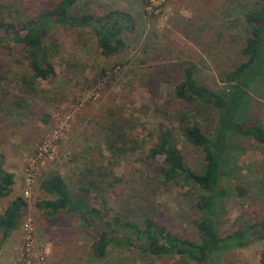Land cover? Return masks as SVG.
I'll return each mask as SVG.
<instances>
[{"label": "rangeland", "instance_id": "rangeland-1", "mask_svg": "<svg viewBox=\"0 0 264 264\" xmlns=\"http://www.w3.org/2000/svg\"><path fill=\"white\" fill-rule=\"evenodd\" d=\"M81 0L74 14L101 17L110 10L128 14L120 26L122 48L103 56L90 26H50L43 37L55 75L32 80L22 45L0 41V166L13 174L11 191L0 198V213L15 196L25 200L16 230L8 238L21 241V222L28 219L42 261L35 264H192L178 257H153L134 248L109 247L102 259L91 256L92 230L68 212L47 216L35 202L51 197L39 181L59 173L73 199L103 214L152 203L155 214L178 236L197 240L191 205L195 189L181 180L161 182V157L147 158L156 128L166 125L190 170L200 169V149L177 130L178 114L211 130L215 112L200 114L173 95L183 67L190 66L197 83L223 89L222 74L244 57L242 12L253 0ZM57 0H0V18L15 29ZM22 78L30 80L23 85ZM247 116L264 127V86L249 93ZM193 116V117H192ZM123 126L138 149L116 160L104 148V127ZM236 137V136H234ZM241 153L235 170L224 176L229 188L240 186L242 197L225 199L218 222L224 236L264 219V149L250 138H235ZM7 241V240H6ZM13 262V261H12ZM220 264H264V238L254 236L220 256ZM12 264V263H11Z\"/></svg>", "mask_w": 264, "mask_h": 264}, {"label": "trees", "instance_id": "trees-1", "mask_svg": "<svg viewBox=\"0 0 264 264\" xmlns=\"http://www.w3.org/2000/svg\"><path fill=\"white\" fill-rule=\"evenodd\" d=\"M80 1L57 0L51 9L25 20L18 29L0 18V41L8 37L22 45L31 81L49 80L55 75L43 45V37L50 26H90L100 54L106 57L122 48L120 26L130 20L128 14L116 10H110L101 17L74 14L72 8ZM148 1L145 0L144 4ZM241 20L243 40L240 54L244 59L222 74L223 89L214 91L197 83L190 66L182 68L180 79L173 89L174 97L192 106L193 111L197 110L196 114H200L202 107L215 112L209 133L203 131L198 123L191 122L186 114H178L177 130L187 143L202 153L200 169L195 172L186 166L174 144V134L166 125H158L155 143L146 154L147 158L161 157L159 172L162 183L181 180L195 189L191 207L196 213L192 221L198 234L196 241L180 237L168 229L154 213L156 208L152 203L124 207L122 212H113L110 216L80 199H73L59 173L51 172L39 181V189L52 198L35 202V207L47 216L62 211L76 215L81 225L93 231L89 247L94 259L104 258L108 248L113 246L118 249L134 248L153 257H178L192 264H220L223 252L246 244L252 236L264 238V219L224 236L219 235L218 229V222L225 212L226 197H242L245 193L240 186L229 188L223 182L224 176L234 172L236 154L242 151L235 144V138H250L264 149V127L251 120L245 111L249 93L264 86V0H253L251 8L242 12ZM20 81L23 85L30 84L27 78ZM127 131L115 124L104 127L103 146L114 160L131 154L139 147ZM13 181V174L0 166V197L11 191ZM24 206L25 200L15 196L0 213V243L17 228Z\"/></svg>", "mask_w": 264, "mask_h": 264}, {"label": "built area", "instance_id": "built-area-1", "mask_svg": "<svg viewBox=\"0 0 264 264\" xmlns=\"http://www.w3.org/2000/svg\"><path fill=\"white\" fill-rule=\"evenodd\" d=\"M43 254L35 250L33 228L28 219L21 222V241L12 264H35L42 261Z\"/></svg>", "mask_w": 264, "mask_h": 264}, {"label": "crops", "instance_id": "crops-1", "mask_svg": "<svg viewBox=\"0 0 264 264\" xmlns=\"http://www.w3.org/2000/svg\"><path fill=\"white\" fill-rule=\"evenodd\" d=\"M6 196V195H5ZM4 197V196H2ZM1 198V197H0ZM10 202V201H9ZM9 204V203H8ZM7 204V205H8ZM16 230V229H15ZM13 230L5 237L0 243V264H11L13 261L14 251L16 249V242L11 246L10 241L8 242V238L15 231ZM7 240V241H6Z\"/></svg>", "mask_w": 264, "mask_h": 264}]
</instances>
